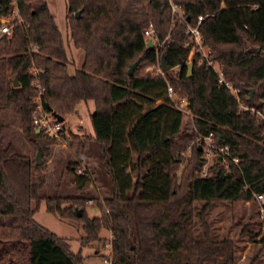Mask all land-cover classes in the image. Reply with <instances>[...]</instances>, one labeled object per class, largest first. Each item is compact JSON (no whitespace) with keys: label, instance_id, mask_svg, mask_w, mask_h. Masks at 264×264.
<instances>
[{"label":"trees","instance_id":"16d2710c","mask_svg":"<svg viewBox=\"0 0 264 264\" xmlns=\"http://www.w3.org/2000/svg\"><path fill=\"white\" fill-rule=\"evenodd\" d=\"M18 4L25 22L0 37V264H85L81 249L74 250L65 236L34 217L42 200L48 211L81 222L83 244L103 239L102 229H109L111 264H234V241L213 237L207 213L217 201L251 200L254 192L264 193V120L242 108L199 49L192 48L187 20L195 25L203 15L199 28L211 57L245 103L264 108V0H67L73 42L84 50L74 73L48 1ZM11 11L12 0H0V14ZM151 22L156 40L167 37L159 54L144 34ZM158 55L160 61L165 56L169 69L145 71ZM167 81L187 96L192 132L183 128L184 112L167 95ZM39 90L44 108L64 118L80 101H94L93 137L110 195L44 192L47 158L57 137L34 123L33 96ZM9 109L18 114L36 152L42 148L43 163L8 139ZM211 132L239 163L217 150L205 168L208 158L198 136ZM70 169L77 187L91 182L89 173L76 165ZM90 199L99 214H89ZM198 201L203 204L196 211ZM196 214L203 237L196 234Z\"/></svg>","mask_w":264,"mask_h":264},{"label":"rangeland","instance_id":"374dc122","mask_svg":"<svg viewBox=\"0 0 264 264\" xmlns=\"http://www.w3.org/2000/svg\"><path fill=\"white\" fill-rule=\"evenodd\" d=\"M47 1L64 35L70 59L69 70L74 73L76 68L81 65L84 50L77 47L73 42L67 23V0ZM145 37L148 40L151 39V36L147 37L145 35ZM165 39L161 40L162 44ZM154 40L156 43L159 42L155 37ZM251 46H255V44H251ZM145 71L162 72L158 62L146 66ZM177 93L186 96L184 92L180 93L177 91ZM241 100L243 101L242 96ZM243 103L245 102L243 101ZM94 108L93 100L88 102L80 101L73 111L65 114V118L62 120L64 130L60 132L59 136H56L57 142L53 145V153L50 158H47L45 193H53L55 191L78 193L83 191L100 197L111 194L108 178L101 165L93 137L95 132L91 113ZM5 117L13 120V124L7 129L8 139H12L24 152L35 157L37 154L36 149L25 137L19 125L18 114L9 109L6 111ZM182 125L187 132L194 130V114L190 109L188 111L184 110ZM184 154L186 156L190 154V147L184 151ZM206 155L208 162L205 168L214 160V154L207 152V150ZM186 159L182 161L179 171L186 165ZM75 165L77 168L81 167L82 172H87L91 175V182L83 189L76 186L74 180L75 172L70 169L71 166ZM96 203L95 199L87 202V210L92 216L100 212ZM263 203L264 198L260 201L256 196L251 200L217 201L207 213L213 237L216 239L230 238L234 241V264H264ZM202 204V201L196 202L195 210H200ZM34 217L46 227L65 236L74 250L78 251L81 249L85 256V264H111L112 245L108 246L106 244L107 242L111 243L113 236L109 229H102L101 236L103 239L92 240L83 244L81 236L84 234V230L81 222L74 218H63L48 211L45 200L41 201L39 208L34 213ZM195 227L196 234L199 237H203L204 227L197 214L195 215Z\"/></svg>","mask_w":264,"mask_h":264},{"label":"built area","instance_id":"2783aa9c","mask_svg":"<svg viewBox=\"0 0 264 264\" xmlns=\"http://www.w3.org/2000/svg\"><path fill=\"white\" fill-rule=\"evenodd\" d=\"M172 9L173 12H178V6L176 3H172ZM183 17L186 20V17L185 16ZM202 18L203 15H199L198 22L195 25L191 24L187 20L188 23L187 30L190 33V38L193 40L192 48L196 47L199 49V51L202 53L203 59L206 60L207 63L210 64L218 73L220 84H224L232 91V93L236 96L239 105L242 108L250 109L251 111L257 113V117L262 118L264 120V108H258L254 105L243 103V101L241 100L239 88L232 81H230L225 77L224 71L222 70L219 61L211 57V51H212L211 46L209 43L204 42L203 35L199 28V22ZM16 22L22 23L25 22V20L20 12L18 0H12L11 15L3 16L2 14H0V37H2L3 35H11L13 33ZM153 32H154V27H153V23L151 22L149 26L145 29V35H147V37L151 36V39L154 40ZM161 44H162L161 41L156 43V41L154 40V45H156L158 54ZM35 47H37V45H35ZM192 53H193V49H191L190 54L188 55L189 61L191 59ZM157 62L159 64V68L164 73L159 55ZM32 70L34 73L38 72L37 67H32ZM167 95L172 99V101L178 108L183 110V112L184 110L185 111L189 110L187 97L185 95L178 94L174 86L169 81H167ZM33 100L35 101V107L33 111L34 123L38 127H40V129L42 128L45 133L51 136H59L63 126L62 121L58 120L56 116L52 113V111H48L44 108L41 99L40 90L37 92L36 95L33 96ZM198 139L203 140L204 147L207 150V152L214 154L217 150H220L224 153L225 156L231 157L236 163L240 162L239 156L232 155L227 145H220L215 142L212 132L208 135L200 133ZM77 170L79 172L82 171L81 167H78ZM206 173L207 171L203 170V174ZM254 195L260 201L264 198V193L261 192H254ZM106 244L109 246L111 243L107 242Z\"/></svg>","mask_w":264,"mask_h":264},{"label":"water","instance_id":"95a60500","mask_svg":"<svg viewBox=\"0 0 264 264\" xmlns=\"http://www.w3.org/2000/svg\"><path fill=\"white\" fill-rule=\"evenodd\" d=\"M79 15H80V11L77 12V16H79ZM147 44L149 46H153L154 45V41L152 39H149L147 41ZM138 61L139 60H136L134 63L131 64V66L129 67V72L130 73L133 72V70H134L136 64L138 63ZM161 64H162V68H163L164 71L169 69V65L166 64V60H165V56L164 55L161 56ZM193 64H194V62L192 60L188 62V74L189 75L192 73ZM18 83L19 82H18L17 78H15L14 84L17 85ZM252 94H253V92L251 93V97H252ZM52 113L56 116V118L58 120L62 121L64 119V115H62V114H60V113H58V112H56L54 110L52 111ZM37 130H40V127H37ZM36 163L37 164L43 163V150H42V148H39L38 151H37ZM78 213L80 214L81 211L79 210Z\"/></svg>","mask_w":264,"mask_h":264},{"label":"crops","instance_id":"0c3cea01","mask_svg":"<svg viewBox=\"0 0 264 264\" xmlns=\"http://www.w3.org/2000/svg\"><path fill=\"white\" fill-rule=\"evenodd\" d=\"M94 102V101H93Z\"/></svg>","mask_w":264,"mask_h":264}]
</instances>
